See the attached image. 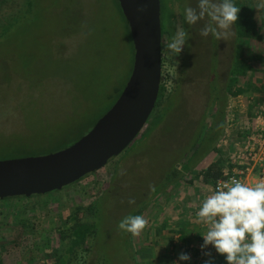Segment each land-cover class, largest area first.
<instances>
[{
  "label": "rangeland",
  "instance_id": "1",
  "mask_svg": "<svg viewBox=\"0 0 264 264\" xmlns=\"http://www.w3.org/2000/svg\"><path fill=\"white\" fill-rule=\"evenodd\" d=\"M26 1L0 0V160L45 155L87 134L109 109L132 69L131 40L114 0H31V9L25 8ZM254 2L258 18L264 21V7H259L264 0ZM160 3L161 32L174 20L173 35L182 26L188 39L182 52L170 59L167 44L173 35L162 36L160 86L164 95L159 105L137 138L99 171L49 195L0 203L3 264H49L50 258L42 255L58 247L53 236L56 219L92 203H97L99 211L96 218H89L96 221L98 240L89 253L78 251L74 264H104L102 260L108 264L186 263L178 259L184 250L178 242L159 239L151 231L166 210L159 196L167 190L169 205L188 201L191 208L186 214L193 211L196 215L203 192L194 190L202 184L201 174L212 163L221 165L219 160L229 157L240 141L238 123L231 127L227 121L238 120L247 104L251 107L248 117H252L258 99L264 98V66L253 64L256 71L236 85L250 84L257 90L231 96L227 87L233 78L229 71L234 27L223 40L202 37L199 31L207 18L196 25L184 20L185 7H196L197 0ZM250 47L264 57V28L262 40ZM214 87L219 96H227L223 132L215 142L202 143L198 154L204 157L195 168L187 173L180 169V176L171 178L175 166L190 155L194 141L200 142L199 135L211 124L217 104ZM213 145L214 150L210 149ZM130 199L135 203L129 204ZM23 207L18 218L30 221L26 231L11 220L12 209ZM128 215H141L148 221L139 236L118 228ZM16 236L20 246L12 249L7 241Z\"/></svg>",
  "mask_w": 264,
  "mask_h": 264
},
{
  "label": "water",
  "instance_id": "2",
  "mask_svg": "<svg viewBox=\"0 0 264 264\" xmlns=\"http://www.w3.org/2000/svg\"><path fill=\"white\" fill-rule=\"evenodd\" d=\"M129 28L132 69L111 108L72 145L40 155L0 160V201L44 196L79 182L118 157L146 125L161 79L160 0H117ZM144 11H137L138 9Z\"/></svg>",
  "mask_w": 264,
  "mask_h": 264
},
{
  "label": "clouds",
  "instance_id": "3",
  "mask_svg": "<svg viewBox=\"0 0 264 264\" xmlns=\"http://www.w3.org/2000/svg\"><path fill=\"white\" fill-rule=\"evenodd\" d=\"M259 7H264V3ZM239 10L233 0H197L196 7H185L184 20L188 25H196L207 18L200 36L211 35L223 40L233 33ZM187 39L188 33L182 26L178 27L167 44L170 59L182 52ZM128 203L134 204L135 200L130 199ZM195 222L205 228L202 251L211 245L218 255L225 257L226 264H264V178L252 184L235 177L218 181L203 198ZM147 223L141 215H128L119 222L118 228L135 237ZM204 255L210 257L211 253ZM178 259L189 261L190 256L181 253ZM205 264L213 261L209 259Z\"/></svg>",
  "mask_w": 264,
  "mask_h": 264
},
{
  "label": "trees",
  "instance_id": "4",
  "mask_svg": "<svg viewBox=\"0 0 264 264\" xmlns=\"http://www.w3.org/2000/svg\"><path fill=\"white\" fill-rule=\"evenodd\" d=\"M118 11L123 18V21L126 25L127 33L128 36L131 40L130 32L128 25L126 23V20L123 17V14L121 12V9L119 7L118 1L114 0ZM233 3L240 9L238 13V20L236 24L233 26L235 30V41H234V52H233V62L231 69L229 71V77H233L232 79H229L228 82V94L231 96L237 97L240 95H246L248 93H251L254 90H257L254 88L253 85L250 84H245L244 87H236L237 83L239 82V79H247L248 75H251L256 71L255 67L253 64H259L260 66H264V57L261 56L262 54H255L251 50L250 44L252 42L260 41L262 40V31L264 28V21L261 18H258L256 14V3L254 0H233ZM161 5V3H160ZM25 8H32L31 7V0H27L26 4H24ZM162 8V5H161ZM161 11V10H160ZM263 12V10H262ZM264 15V12L262 13V16ZM174 17V16H172ZM13 19V18H12ZM12 19L9 20V22H12ZM173 19V18H171ZM174 20L171 22L168 21L167 25L164 27V32H161L162 36L164 34H167L168 37L173 35V27H174ZM9 22L3 23L4 25L7 26V24H10ZM171 23V25H169ZM162 40V37H161ZM131 47H132V53H133V46H132V41H131ZM261 70V69H260ZM260 72V71H259ZM262 74L264 76V68L262 69ZM131 72H129L130 75ZM129 75L126 79V81L129 78ZM125 81V83H126ZM247 85V86H246ZM123 87L119 90L115 100L111 103V106L115 103L119 95L121 94ZM234 88V90H232ZM213 92L215 95L213 96V99L217 102L216 107L214 108V115L213 119L211 121V124L207 126V129L205 131V134L200 136L201 140L200 142L198 141L199 139H196L194 143L191 146V152L190 155L182 159V163L179 166H175L174 170L172 173H170V177L172 178H178L180 169L181 172H190L193 168H195L199 162H201L202 158L204 156L199 155V148L201 147L202 143L205 140L210 139V141L215 142L217 138L220 137L221 133L223 132V127L225 123V111H226V100L227 96L224 94H220L219 96V89L217 87H214ZM224 92V91H223ZM218 95L216 96V94ZM227 93V92H226ZM164 95V88L160 86L159 88V93L158 97L154 106V109L157 108L159 105V102L161 98ZM109 107V109L111 108ZM108 109V110H109ZM108 110H106L100 117H102ZM99 117V118H100ZM98 118V119H99ZM97 119V120H98ZM96 120V122H97ZM201 120V119H199ZM95 122V123H96ZM94 123V124H95ZM94 126V125H93ZM206 128V126H204ZM212 130L214 132H212ZM208 131H210L208 134ZM82 137V136H81ZM198 137V138H199ZM78 138L77 140H79ZM76 140V141H77ZM75 141V142H76ZM198 141V142H197ZM73 142V143H75ZM71 144H66L62 147H58L56 151H59L61 149H64ZM214 150V145L210 148ZM53 151V152H56ZM49 152V153H53ZM48 153V154H49ZM26 157V156H24ZM18 158V157H17ZM21 158V157H19ZM12 159V158H11ZM227 162L229 160V157H226ZM113 160V159H111ZM184 162V163H183ZM221 165H217L216 163H212L205 169V171L201 174V179H202V184L208 186V187H213L216 179L221 178L223 175V171L226 168H229L227 165L224 169V161L219 160ZM198 178L197 176H195ZM194 179L193 181H196L197 179ZM192 181V183H193ZM191 182V181H190ZM78 183V182H76ZM75 183V184H76ZM54 193V192H52ZM51 194V193H49ZM46 194V195H49ZM45 196V195H44ZM42 196H31L29 198L25 197H16V198H7L0 203H7V202H13L15 200H26V199H32V198H39ZM11 207V206H10ZM21 212L19 213V211ZM16 209L13 210V215L12 217V223L16 225H20L24 231L29 229L30 221L28 219H19L18 216L19 214L24 213V207L22 209ZM11 211V212H12ZM99 214L97 203H92L86 208L83 207H77L76 210L67 216L58 217L55 221V229L54 232L55 234L53 235L54 237L57 236L58 240V247L53 248L51 250V253L47 254L44 253L42 255V258H50L49 264H74V262L77 261V255L78 251H82L84 253H89L91 247H95L96 241L98 240V229L96 225V221H90L89 218H96ZM18 218V219H17ZM13 236V235H12ZM11 237V236H10ZM186 239H181L182 242H185ZM7 245L11 246V248H17L20 246V242L18 241V236L14 237L12 240L7 241ZM171 242V240L169 241ZM98 244V243H97ZM130 247V245H129ZM211 259L213 261V264H226L225 257L218 255L216 252L212 253L211 256H207V260ZM205 259V261H207ZM104 264L106 263V260H102ZM79 262H77L78 264ZM0 264H3V260L0 254ZM82 264H84L82 262Z\"/></svg>",
  "mask_w": 264,
  "mask_h": 264
},
{
  "label": "crops",
  "instance_id": "5",
  "mask_svg": "<svg viewBox=\"0 0 264 264\" xmlns=\"http://www.w3.org/2000/svg\"><path fill=\"white\" fill-rule=\"evenodd\" d=\"M241 96V95H240ZM239 96V97H240ZM264 98H260L258 99V103L253 107L252 111V117H248L249 115V110H250V104H247L243 107L242 112L243 115L239 114V119L241 118V120L239 121V119L237 120V118H235V120L231 119L228 120L227 123H229L228 126H235V123H238L239 125V132H238V136L241 142L246 135L248 134L247 129L250 127L249 125L251 124V120L253 119L255 112H256V107L258 104H260L263 101ZM225 125H226V121H225ZM237 126V125H236ZM237 129V128H236ZM234 148V146H233ZM232 153V151H231ZM221 160L224 161V166L227 165L228 167H230L228 165L227 159L226 157H222ZM257 172H255L252 175H249L246 179V183L248 184H252L255 183L257 180ZM80 182V181H79ZM198 186H200L198 189L196 188V190H194V193H198V192H203L201 193L200 197V204L203 200V198L208 194V190L212 187H208L204 184H199ZM197 187V186H196ZM167 190H164V192L159 196L161 199H163V201L165 200V202L161 205L160 204V200H159V204L160 206H163L165 210V212H163V215L161 217V222H159V226L156 228H152L151 231L153 230V233H156L157 238L159 239H167V241H173V242H178L179 243V247L183 248V253L187 254L190 256V260L186 261L185 264H201V259L204 258L205 256L204 253L205 252H210L211 254L215 252V249L209 245L207 248L203 249V251L201 250V245L203 244V239L202 236L204 234L205 228L196 223V215L194 216V214L192 213L193 211L190 212V217L189 215L186 214L185 211H188V208L191 207H187V202L185 200L179 201L177 203H175V205H169L170 203L168 198V193H166ZM161 201V202H163ZM157 202V201H156ZM192 203L194 201H191ZM150 205V203H149ZM196 207L198 208V203L196 204ZM184 210V211H183ZM183 212H185L186 215L184 216H180V214H183ZM198 212V211H197ZM196 212V213H197ZM172 213L174 214V216L172 215ZM170 214V215H169ZM174 218H173V217ZM153 221V220H151ZM150 221V224L152 223ZM173 226V227H172ZM172 230H167L168 228H171ZM149 228H147V232H149ZM146 238L149 236L148 233H146ZM176 236V237H175ZM176 238V239H174ZM174 239V240H173ZM181 239H186L185 242H182ZM172 242V243H173ZM207 260V257H206ZM219 264V263H218Z\"/></svg>",
  "mask_w": 264,
  "mask_h": 264
},
{
  "label": "built area",
  "instance_id": "6",
  "mask_svg": "<svg viewBox=\"0 0 264 264\" xmlns=\"http://www.w3.org/2000/svg\"><path fill=\"white\" fill-rule=\"evenodd\" d=\"M249 126L246 137L236 143L233 152L230 153L228 160L230 167L223 171L222 177L215 181L212 188L218 181H228L233 177L246 183L247 177L255 172L258 175L257 179L264 178V99L257 105ZM224 143L226 144L227 140ZM205 259H201V264H205Z\"/></svg>",
  "mask_w": 264,
  "mask_h": 264
}]
</instances>
